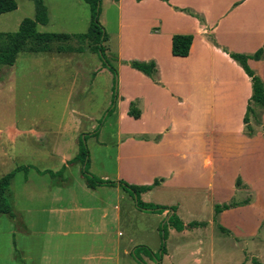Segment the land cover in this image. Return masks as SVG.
Wrapping results in <instances>:
<instances>
[{"label": "crops", "instance_id": "obj_1", "mask_svg": "<svg viewBox=\"0 0 264 264\" xmlns=\"http://www.w3.org/2000/svg\"><path fill=\"white\" fill-rule=\"evenodd\" d=\"M15 1V9L0 14V24L13 30L0 32H16L24 18L36 16L33 0ZM44 2L38 49L21 50L1 78L22 95L9 96L0 114V178L18 166L28 169L17 170L10 188L20 222L0 214V264H141L132 255L136 246L160 250L169 211L139 209L119 184L89 187L76 159L85 136L93 174L141 186L161 179L141 193L144 202L176 207L186 224L207 222L170 228L167 253L157 263L143 255L149 264H264V131H244L252 83L227 52L263 47L264 0H102L117 87L93 43L80 38L91 24L89 3ZM44 33L70 37L43 49ZM177 34L193 35L187 56L173 54ZM132 60L155 61L158 80ZM249 65L264 80V57ZM22 99L36 110L47 103L52 112H11ZM216 147L229 155L244 151L246 159L223 163L226 155L217 157ZM50 170H63L64 179ZM234 197L241 204L215 219L214 205Z\"/></svg>", "mask_w": 264, "mask_h": 264}, {"label": "trees", "instance_id": "obj_2", "mask_svg": "<svg viewBox=\"0 0 264 264\" xmlns=\"http://www.w3.org/2000/svg\"><path fill=\"white\" fill-rule=\"evenodd\" d=\"M36 6L35 18H24L20 24L19 30L16 32H0V64L13 65L15 63L17 54L21 50H36L38 49V34L37 26L39 23L47 22V7L44 0H33ZM89 3L91 8V24L86 34L80 36L82 39H88L93 43V49L97 51L103 60L105 66L109 67L117 79V68L109 61L106 51L105 42L108 40V34L100 20L101 15V1L102 0H85ZM17 7L15 0H0V14L13 10ZM193 15L200 17L196 12L191 11ZM201 21L204 18L200 17ZM68 35L44 33L41 34V44L43 49H47L51 41L60 38H69ZM213 42L216 43L215 39L209 37ZM193 42L192 34H177L173 37V54L177 56H187L190 52V48ZM229 55L236 60L249 75L253 92L249 99L247 111L244 117L245 132L252 136L256 132L257 123L262 124V114L264 112V80L261 76L249 65V59H262L264 57V45L258 51L252 54L229 52ZM133 68L138 69L154 80H158V69L155 61H139L132 60L128 62ZM134 116H138L139 112L132 110ZM86 138L81 137L80 140V151L76 159L81 160L83 168V176L89 187H96L99 185H114L119 184L125 191L130 193L135 199L136 206L146 212H163L169 211L167 220L160 226V233L162 237V246L158 252L152 251L145 245L136 246L133 251V257L138 260L141 264H149L144 260L143 255L149 257L153 262H161L163 255L167 253L168 248L166 239L170 228H175L178 231H182L185 228L193 229L196 227L207 224L205 221H193L185 223L180 216L177 214V209L174 206H162L155 205L152 203L144 202L141 199V193L154 185L159 184L161 181L158 179L152 186H141L128 183L126 181H112L100 178L93 174L89 169L90 164V151L86 144ZM27 170V166H18L11 172L3 175L0 178V214H6L15 224L20 222V216L13 203L11 202V184L14 179L17 170ZM50 175L54 177L63 178V170L60 171H48ZM64 179V178H63ZM238 186H243L241 179L237 180ZM245 186V185H244ZM251 201L249 198L245 202ZM241 202L232 199L229 202L218 203L214 205V218L217 219L219 214L226 209L238 206ZM218 230L221 234L230 235L228 229L221 225H218Z\"/></svg>", "mask_w": 264, "mask_h": 264}, {"label": "rangeland", "instance_id": "obj_3", "mask_svg": "<svg viewBox=\"0 0 264 264\" xmlns=\"http://www.w3.org/2000/svg\"><path fill=\"white\" fill-rule=\"evenodd\" d=\"M4 29H9V30H13V28L12 27H10V26H3L2 24H0V31H3ZM105 31H106V29H105ZM105 44V43H104ZM106 46V45H105ZM107 47V46H106ZM106 54H107V57H108V59H109V61L111 62V64H113L114 65V61H113V59L109 56V52L108 51H106ZM236 61V60H235ZM237 62V61H236ZM18 64H22L23 63V56H20L19 57V59H18V62H17ZM238 63V62H237ZM4 69V70H3ZM6 69L8 70V69H11V66H9V65H5V64H2V65H0V114H3V112H6V111H8L7 110V108H8V98H9V96H12V98L15 96V97H19V96H21L22 94L17 90V91H14V90H10V87H9V84H8V82L6 81V80H3V79H1L2 78V74H3V71L4 72H6ZM252 83V82H251ZM115 84H116V87L118 86V78L116 79V81H115ZM116 87H115V90H114V96H113V106H114V101H115V97H116ZM19 89H21V88H19ZM252 92H253V88H252ZM7 103V104H6ZM99 103H97V105H98ZM34 106L35 105H31V106H28V107H26L25 105H24V101H23V99H22V103H19V104H14L13 105V107H12V110H11V112H13V113H18V115H20V114H31V115H36V114H42V115H46V113H48V112H52L50 109H48V107L49 106H51V105H48L47 103H43V104H41V105H39V109L38 110H36L35 108H34ZM63 111V107H62V110L60 111V112H62ZM264 113V112H263ZM262 116H263V114H262ZM105 118H106V116L103 118L104 120H105ZM101 120V121H99V125H100V128H101V125L103 124V122H104V120ZM41 122V121H40ZM257 127H262V124H259V123H257V125H256ZM100 128H98V129H100ZM207 130H208V133H207V141L208 142H212V139L214 138V132L212 131V129L214 128V127H212L211 125H210V122L208 121L207 122ZM244 131H245V124H244ZM262 131H264L263 129H262ZM214 133V134H213ZM231 138H232V136H231ZM215 152H216V156L217 157H221V156H225V157H227V156H229L228 158H223L222 159V162L223 163H226V164H232V163H234L235 161H239V160H241V161H245V159H246V155H245V152L244 151H239V150H234V151H232V153H230V155H229V152H228V150L227 149H223V148H219V147H216V149H215ZM8 153H10V154H13V155H16V154H23L24 152L23 151H19V153L17 152L16 154L14 153V152H9L8 151ZM228 154V155H227ZM0 155H3L2 154V152H0ZM15 159H16V163H19L20 161H21V159H20V157L19 156H16L15 157ZM2 169H0V171H1ZM160 181H161V179H160ZM238 186V185H237ZM233 199H235V200H237L236 199V197H234ZM232 200V199H231Z\"/></svg>", "mask_w": 264, "mask_h": 264}]
</instances>
